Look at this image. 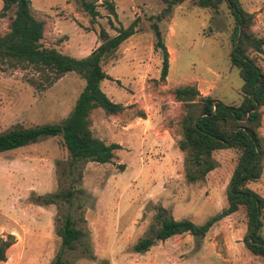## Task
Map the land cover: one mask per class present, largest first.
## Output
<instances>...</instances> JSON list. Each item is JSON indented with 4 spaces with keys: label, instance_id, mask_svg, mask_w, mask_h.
<instances>
[{
    "label": "rangeland",
    "instance_id": "obj_1",
    "mask_svg": "<svg viewBox=\"0 0 264 264\" xmlns=\"http://www.w3.org/2000/svg\"><path fill=\"white\" fill-rule=\"evenodd\" d=\"M86 1L94 5L95 18L73 0H30V11L45 24L42 46L75 59L99 47L101 32L112 38L138 19L137 32L102 59L109 79L100 88L124 111L109 116L97 109L91 115L94 137L120 149L104 165L73 164L61 137L0 153V240L13 238L0 264H50L58 255L63 264H264L243 243L246 221L241 212L216 221L203 239L183 234L157 242L145 253L133 250L157 225L159 208L166 210V218L199 225L226 208L235 154H214L215 169L201 178L178 148L186 108L170 90L193 86L227 105L240 103L243 82L230 62L235 21L227 4L208 9L186 0L159 18L166 7L163 0ZM239 3L255 16L254 35L263 36L264 0ZM107 5L113 6L115 17ZM13 15L14 9L2 15L0 0V37ZM153 24L169 54L164 83L159 81L162 53L154 47ZM250 57L264 69V55ZM48 81V75L31 67L12 68L0 61V133L59 124L70 114L84 80L70 73ZM248 187L264 198V174ZM68 192L73 193L69 203L57 199L55 205H44L38 200ZM66 216L85 220L87 236L74 251L63 249L55 233ZM261 220L264 238V212Z\"/></svg>",
    "mask_w": 264,
    "mask_h": 264
},
{
    "label": "trees",
    "instance_id": "obj_2",
    "mask_svg": "<svg viewBox=\"0 0 264 264\" xmlns=\"http://www.w3.org/2000/svg\"><path fill=\"white\" fill-rule=\"evenodd\" d=\"M92 18L98 14L94 5L86 0H73ZM166 4L159 18L171 14L174 6L186 0H163ZM2 15L14 9L8 32L0 37V61L12 68H33L37 73L48 75L52 84L67 74H76L84 80L85 86L79 94L73 110L59 124H47L32 128H13L0 133V153L36 144L41 138L61 137L64 148L74 163L109 164L114 152L120 149L116 143L106 144L94 137L92 131L93 111L101 109L106 115H120L124 106L114 103L102 92L100 84L109 79L103 71L102 59L114 53L117 48L137 32L138 19L127 28H119L117 35L108 38L100 33L102 43L88 57L75 59L55 49L42 46L45 24L36 19L30 11V0H1ZM227 4L234 21L233 49L230 52L231 65L239 71L242 80L241 100L227 105L210 95L203 96L193 86L170 90L176 102L182 103L186 112L181 120L182 139L178 144L185 153L189 165L195 167L202 178L215 169L213 155L232 150L235 164L225 191L226 208L216 217L203 224L188 219L166 218V210L159 208L157 225H152L149 235L139 240L133 250L136 253L149 251L157 242L171 237L188 234L203 239L213 224L225 217L243 213L246 233L243 243L252 256L264 259V238L260 233L263 226L264 198L249 189V183L257 182L264 171V136L261 124L264 115V69H260L250 53L264 55V35H254V14L246 12L239 0H197L200 8L217 9ZM115 17L112 5H107ZM155 35V49L162 53L159 81L164 83L169 72V54L157 24L152 25ZM192 181L198 179L189 175ZM80 192V191H79ZM72 192L38 197L44 205H55L57 199L70 202ZM82 224L83 227L78 226ZM85 220L66 216L56 228L63 249L74 251L87 236ZM13 245V238L0 240V262L6 261V251ZM50 264H63L61 256Z\"/></svg>",
    "mask_w": 264,
    "mask_h": 264
},
{
    "label": "crops",
    "instance_id": "obj_3",
    "mask_svg": "<svg viewBox=\"0 0 264 264\" xmlns=\"http://www.w3.org/2000/svg\"><path fill=\"white\" fill-rule=\"evenodd\" d=\"M261 131H262V133H263V135H264V115H263V118H262ZM98 139L101 140V141H103V140L100 139V138H98ZM263 174H264V171H263ZM263 174H262V176H263ZM262 176H261V177H262ZM260 179H261V178H260ZM260 179H259V180H260ZM259 180H258V181H259ZM253 183H254V182H253Z\"/></svg>",
    "mask_w": 264,
    "mask_h": 264
},
{
    "label": "bare ground",
    "instance_id": "obj_4",
    "mask_svg": "<svg viewBox=\"0 0 264 264\" xmlns=\"http://www.w3.org/2000/svg\"><path fill=\"white\" fill-rule=\"evenodd\" d=\"M172 55V54H171Z\"/></svg>",
    "mask_w": 264,
    "mask_h": 264
}]
</instances>
